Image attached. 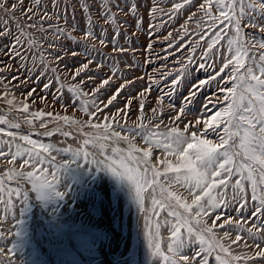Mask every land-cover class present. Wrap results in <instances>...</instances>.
I'll return each instance as SVG.
<instances>
[{
    "label": "snow or ice",
    "instance_id": "obj_1",
    "mask_svg": "<svg viewBox=\"0 0 264 264\" xmlns=\"http://www.w3.org/2000/svg\"><path fill=\"white\" fill-rule=\"evenodd\" d=\"M191 3L192 0H182V3L175 4L174 8L179 10L185 4ZM153 4H155V0H153ZM39 5L40 0H33L32 7H26L25 0H0V38L12 37V42L4 46V54L8 56L9 60L19 58L20 67L26 68L27 65L24 64V61L28 57L18 50V46H22L21 37H24L28 41L29 49L33 51V67L41 65V71L44 73V76L38 77L33 82L39 84L40 80L46 78L50 72L52 74L51 82L45 83L43 90L47 91L55 83L59 85L57 92L62 93L65 84L59 74L58 65L63 57L52 56L43 47L48 31L44 27L43 21L51 19V17L46 15L42 18L36 17L35 10ZM54 7H58V5H54ZM138 7L139 5L133 0L126 6L124 14L135 16ZM199 8L203 12V17H207L211 21L210 27L227 22V26L232 31V35L227 40L230 55L223 58L218 72H214L208 79L194 82L189 86L188 94L184 97V106L177 109L174 116L169 117L171 127L165 124L161 118L164 111L159 105H162L163 97L158 98V107L150 109L153 115L149 116L144 110L143 92L139 94L141 97L140 115L135 122V128L125 127L120 123V121H125V116H120L119 120H116L112 115L98 117L97 114L103 112L104 108L113 105L125 86L133 81L126 80L119 84L108 96L106 102L100 100L98 95L102 90L111 86L114 79L117 78L116 71L102 79L90 92H85L83 90L84 78L80 80L76 78L80 77L81 73L90 70L93 61L89 57H86V62L82 63L79 68L71 72V79L75 83L68 86L69 92L73 94V100H80L81 106L78 111L89 119H81L75 112L70 115H60L42 110L30 111L29 103L21 101L17 104L14 94H12V98L6 100L7 105L11 109L28 114L32 119H40L39 126L46 130L43 135L50 137L56 131H60L64 137H69L72 135V129L80 131L84 127H90L94 131L85 134L91 138L85 139L84 147L77 148L75 151L39 144L28 135H20V140L32 146L22 156L19 148L15 152L12 151L13 141H4L3 144L6 147H0V162L12 165V167L4 170L3 175L0 176V203H3L6 208H14L15 203H21L19 215L22 217L30 199V191L35 194L37 199L62 200L65 193L60 190V180L56 172L51 169L64 171L73 164L81 165L82 156L83 163H94L97 165L96 170L105 171L117 181L130 186L139 211L145 214L151 211L152 216L157 218L156 229L160 227L161 212L166 211L167 217L173 218L170 224V242L167 253H161L160 244L156 240V231L148 227L145 233L148 248L154 249L155 254H162L164 264H209V257H214L216 264H241V262L256 264L257 261L259 264H264V244L252 245L257 250L251 253L240 254L232 250V245L240 246L243 237L240 234H234L225 226L240 225L243 221L239 217L221 214L224 209L232 206V201L236 202L234 210L243 214L251 200L256 205L250 213L253 217L251 227L242 230H246L249 235H253V228L264 233V51H259L264 49V35L257 41L255 36L242 35L241 30V21L246 15V9L255 13L258 8L261 22H254L256 19L254 15L249 19L247 26L258 28L264 34V0H252L248 5H245L243 0H228V2L225 0H204ZM81 9L85 13L90 12L86 3L81 5ZM213 10L218 12L219 16L213 15ZM155 12L156 8L153 7L150 14L154 15ZM203 17L197 21L198 25L203 23ZM103 18L105 21L114 19L112 10L105 11ZM36 19H39L40 23H37ZM88 19L91 22L90 15ZM29 21L31 22L28 23ZM10 25L14 26L15 32ZM137 27H139V23ZM27 28H34L44 35L35 37L33 33L26 31ZM222 32L224 29L216 28L213 33L214 39H210L206 45L207 51L201 53L205 60L208 58L209 52L215 56L212 49L223 38ZM61 35H65L67 39H74L70 33H66L64 29L57 26L56 38L59 39ZM116 35L118 32L114 33V36ZM83 39L91 41L99 38L92 31H87ZM99 43L104 45L106 42L99 39ZM233 43L237 45L235 49L232 48ZM48 47L55 49L58 45L49 43ZM148 48L151 49V44L148 45ZM114 50L125 51L123 48L115 49V46ZM192 53L195 54V46H193ZM71 55L76 56L78 53L72 52ZM247 61H251V63L249 64ZM191 63L189 58V64L184 65L183 70H178L179 74L173 77L171 81L173 90L181 83L182 78L191 74L188 71ZM230 65L231 67H229ZM199 67L204 68L205 64H200ZM225 69L228 71L225 72ZM15 70L19 71V69ZM12 71H14L12 64L0 60V73ZM217 76L220 81L227 78L226 83L231 82V86L220 87ZM87 79L91 81L94 80V77L89 76ZM137 79H142V77H137ZM210 80L217 81L219 91L225 95H217L215 103L209 98L208 102L202 105L201 113L197 118L194 121L185 122L181 118L185 116L187 107L202 90V86L208 85ZM5 81L13 88L26 86L29 82L28 78L21 79L19 75L0 76V88L3 89L0 99L9 95V88L8 85H5ZM145 91H150V89H145ZM36 92V88H30L23 95L34 97ZM89 95L92 97L91 108L83 100V97ZM39 99L43 102L47 97L40 96ZM53 99L63 100V95H56ZM131 99L134 97L129 98V100ZM221 102L225 103L217 108L216 105ZM32 103H35V98ZM101 104L103 108L100 107ZM62 107L67 109L69 105L65 104ZM122 111L123 109H117L118 113ZM209 113L211 115H208ZM44 116L51 117V120H43ZM32 119L27 120L29 125L32 124ZM52 122H56L55 130L48 127ZM177 122L184 124L182 130ZM4 124L10 128L19 129L21 127L20 123L8 121L6 117L0 116V125ZM113 124H117L119 127H113ZM161 125H164L167 131H155L160 129ZM101 129L102 131H100ZM0 133L13 137V140L18 135L5 131L3 128H0ZM211 134H215V140L210 138ZM129 136L133 139L139 137L145 147H137L132 140L128 139ZM157 136L161 138L158 141L153 139ZM120 141L127 144V156L124 154L125 150L118 147ZM108 142H111L110 153L105 147ZM90 145L91 150H89ZM154 149H159L161 155L165 157L158 161L159 164L164 165L163 170L157 166V160L153 159ZM69 153H71L70 159L57 163L61 155L68 156ZM96 155L105 158L103 166H101V161L95 159ZM167 156H174L178 162L173 164L172 161L166 159ZM89 157L92 158L89 159ZM18 159H20L19 165L16 163ZM109 160L112 163H107ZM117 160L119 167L116 166ZM46 162L48 168H45ZM169 173L174 175H168ZM161 177H163V183ZM13 180L17 182L16 187H12L9 183ZM25 183L28 187L21 190ZM157 188L160 189L162 199L155 196ZM229 191H231L230 199ZM5 195L7 199L3 198ZM146 201L150 202V208ZM179 209L183 211L181 212ZM217 209L221 211L216 212ZM256 218L261 219L260 225L255 223ZM13 220L15 221V215H13ZM21 223L22 221L19 219L13 225L16 237L19 235L16 229ZM165 223H167V219H165ZM219 229H223V231H217ZM253 239H255L254 236ZM194 245H198L197 250L192 255L187 254L185 247ZM244 246L249 247L247 243ZM7 252L9 259L0 261V264H15L12 259L16 253L15 247L12 245L7 249ZM4 254L5 250L0 248V256ZM169 254H171V258Z\"/></svg>",
    "mask_w": 264,
    "mask_h": 264
},
{
    "label": "rangeland",
    "instance_id": "obj_2",
    "mask_svg": "<svg viewBox=\"0 0 264 264\" xmlns=\"http://www.w3.org/2000/svg\"><path fill=\"white\" fill-rule=\"evenodd\" d=\"M132 2L133 0H40V5L35 10L36 17L42 18L45 15L51 17V19L43 21L44 27L48 29L43 47L52 56L63 57L58 65L59 74L65 84L62 93L57 92L59 85L55 83L47 91L43 90V85L51 82L52 74L50 72L46 78L40 80L39 84L33 82L38 77L44 76V73L41 71V65L33 67V51L29 49L28 41L24 37H21L22 46H18V50L28 57L24 61V64L27 65L26 68L20 67L19 58L9 60L8 56L4 54V46L12 42V37L0 38V60L7 61L14 66V71L0 73V76L19 75L21 79L28 78L29 81L26 86L14 88L5 81V85H8L9 88V95L0 99V116L6 117L8 121L20 123L21 127L17 129L10 128L6 124L0 125V128L5 131L18 134L17 138L13 140V137L0 133V147H6L3 144L4 141H13L12 151L15 152L19 148L23 156L25 151L32 146L20 140V135H28L39 144L51 145L53 148H68L75 151L77 148L84 147V140L91 138L85 134L94 131L90 127H84L80 131L72 129V135L69 137H64L60 131H56L49 137L43 135L46 130L39 126L40 119H32L26 113L11 109L6 100L11 99L14 94L17 104L21 101L29 103L30 111L42 110L60 115H70L75 112L81 119H89L78 111L81 106L80 100L74 101L73 94L68 90V86L75 83L71 79V72L86 62V57L93 61L90 70L81 73V76L76 78L77 80L84 78L83 90L85 92H90L102 79L116 71L117 78L114 79L110 87L102 90L98 95L100 100L106 102L108 96L119 84L126 80L133 81L125 86L113 105L104 108L103 112L97 114L98 117L112 115L116 120H119L120 116H125L126 123L125 121H120V123L125 127L135 128V122L140 115L141 97L139 94L143 92L144 110L149 116L153 115L150 109L158 107V98L163 97V103L159 105L164 111L161 118L165 124L172 126L169 117L174 116L176 110L184 106V97L188 94L189 86L194 82L208 79L214 72H218L223 58L230 55L227 40L232 35V31L227 26V22L218 24L216 27L209 26L211 21L207 17H203V12L199 8L204 0H192L191 4H185L179 10L175 9L174 5L182 3V0H155V4H153V0H135L139 5L137 13L135 16L125 15L126 6ZM251 2L252 0H243L245 5ZM84 3L89 6V13L82 11L81 5ZM54 5H58V7H54ZM25 6L32 7L33 0H25ZM153 7L156 8L154 15L150 14ZM108 9L112 10L114 19L105 21L103 13ZM257 11L259 13L258 8L255 13L247 9L246 15L241 21V30L242 35L247 34L249 37L254 35L259 41L264 34H252L251 29L247 28L249 19L254 15L258 16L256 15ZM89 15L91 22L88 19ZM213 15L219 16V13L213 10ZM202 17L203 23L198 25L197 21ZM36 22L40 23V20L36 19ZM138 23L139 27H137ZM57 26L64 29L66 33H70L74 39H67L65 35H61L57 39ZM10 27H13L15 32L14 26L10 25ZM216 28L224 29V32L221 33L223 38L212 49L215 56L209 52L208 58L205 60L201 53L207 51L206 45L210 39H214L213 33ZM26 31L33 33L35 37L44 35L34 28H27ZM87 31H92L96 37L105 40L106 43L101 45L99 39L91 41L83 39ZM117 32L118 35L114 36V33ZM49 43L56 44L58 47L51 49L48 47ZM149 44H151V49L148 48ZM114 46L115 49L123 48L125 51L114 50ZM193 46H195L194 55L192 53ZM72 52H77L78 55L72 56ZM189 58L192 61L188 67L191 74L182 78L181 83L173 90L171 81L174 76L179 74L178 70H183V66L189 64ZM247 63L251 62L247 61ZM200 64H205V67L200 68ZM15 69H19V71ZM227 71L225 69V72ZM166 73L169 75L165 76ZM89 76L94 77V80H88ZM137 77H142V79H137ZM226 79L220 81L217 76L220 87L231 86V82L226 83ZM30 88L37 89L34 97L23 95ZM145 89H150V91H145ZM2 92L3 89L0 88V93ZM60 94L63 95V100L53 99L54 96ZM217 95L223 96L225 93L219 91L217 81L210 80L208 85L202 86V90L187 107V112L181 119L185 122L194 121L201 113L202 105L207 103L209 98L215 103ZM40 96H46L47 99L42 102L39 99ZM130 97H134V99L129 100ZM33 98H35V103H32ZM91 99V95L83 97L90 108ZM223 103L225 102L217 104L216 107H221ZM65 104L69 105L67 109L62 107ZM100 107L103 108V105L101 104ZM118 108L123 111L118 113ZM28 119H32L31 125L27 123ZM42 119L49 121L51 117L44 116ZM177 123L182 130L184 124ZM48 127L55 130L56 122L49 123ZM113 127H119V125L113 124ZM65 130L68 129L65 128ZM155 131L167 130L164 125H161L160 129ZM210 138L215 140V134H211ZM128 139L132 140L137 147H145L139 137L133 139L129 136ZM153 139L158 141L161 138L157 136ZM105 147L110 153L111 142H108ZM118 147L125 150V156L128 155L127 144L124 141H120ZM89 150H91V145ZM69 158H71V153L68 156L61 155L57 163ZM91 158L89 157V159ZM164 158L159 149H154L153 159L157 160V166L161 170L164 165L159 164L158 161ZM95 159L101 161V166H103L105 161L103 156L96 155ZM166 159L172 161L173 164L178 162L174 156H167ZM81 161V165L73 164L70 167L76 166V170L83 174L82 179L70 177L66 169L64 171L51 169L56 172L60 180V190L65 193L64 198L59 202L50 201L45 207L43 202L46 200L35 198V194L31 193L29 189L30 199L22 217L19 215L21 203H15L14 208H6L3 203H0V248L5 250V254L0 256V261L9 259L7 249L13 245L16 250L15 256L12 257L15 264H164L163 255L155 254L154 249L148 248L145 233L148 227L156 231V240L160 244L161 253H167L170 242V224L173 218L167 217L166 211L161 212L160 227L156 229L157 218L152 216L151 211L147 214L139 211L130 186L117 181L105 171L96 170V164L83 163V159ZM16 163L19 165L20 159ZM107 163H112V161L109 160ZM116 166L119 167L118 160ZM10 167L12 165L0 162V176L3 175L4 170ZM45 168H48L47 162ZM168 175L174 174L169 173ZM161 182L163 183V177H161ZM9 183L12 187H16L15 180ZM80 183L83 185L81 186ZM26 187L28 185L25 183L21 190ZM155 196L163 198L159 188L156 189ZM3 198L7 199V196L5 195ZM230 198L231 191H229ZM13 199L15 201V198ZM146 204L149 208L151 207L149 201H146ZM235 205L236 202L232 201V206L221 212L222 215L239 217L243 221L240 225L225 226L234 234H240L243 237L240 246L232 245V250L240 254L251 253L257 250L252 245L264 244V233L253 228V235H249L246 230H242L251 227L253 217L250 213L256 205L249 200L248 207L244 209L243 214L234 210ZM179 211L183 210L179 209ZM220 211V209L216 210V212ZM13 215H15V221ZM19 219L22 223L16 229L19 233L16 237L13 225ZM165 219H167V223H165ZM255 223L260 225L261 219L256 218ZM217 231L222 232L223 229ZM186 235L185 233V237ZM245 243L249 247H245ZM197 248L198 245L186 246L185 252L192 255ZM169 256L171 258V254ZM209 264H216L214 257H209ZM256 264H259V261Z\"/></svg>",
    "mask_w": 264,
    "mask_h": 264
},
{
    "label": "bare ground",
    "instance_id": "obj_3",
    "mask_svg": "<svg viewBox=\"0 0 264 264\" xmlns=\"http://www.w3.org/2000/svg\"><path fill=\"white\" fill-rule=\"evenodd\" d=\"M246 11H247V9H246ZM256 15H258V16H255V21L254 22H257V23H260V14L258 13V11L256 12ZM253 16V15H252ZM243 26H245V25H243ZM247 28H249V29H251V32H252V34H254V33H258V34H260L261 32H260V30L258 29V28H251V27H248L247 26ZM244 30H246V29H244ZM254 36V35H253ZM234 46H232V48L233 49H235L236 48V45H235V43L233 44ZM229 49V48H228ZM259 51H264V50H259ZM251 62V61H250ZM70 159V158H69ZM83 159V157L81 156V160ZM76 165V164H75ZM39 167V166H38ZM67 170V172H68V175L70 176V177H74V178H80V179H82L83 178V174L80 172V171H78V170H76V166H73V167H69V168H67L66 169ZM65 184H66V182H65ZM78 184V183H77ZM81 184V183H80ZM83 184H81V186H82ZM50 201H53V202H55V203H57V202H59V200L58 199H49V200H46L45 202H43V205L46 207L47 206V204H48V202H50Z\"/></svg>",
    "mask_w": 264,
    "mask_h": 264
}]
</instances>
